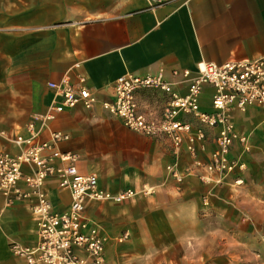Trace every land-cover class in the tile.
<instances>
[{
  "label": "crops",
  "instance_id": "0c3cea01",
  "mask_svg": "<svg viewBox=\"0 0 264 264\" xmlns=\"http://www.w3.org/2000/svg\"><path fill=\"white\" fill-rule=\"evenodd\" d=\"M56 1L0 0V151L17 153L14 137L27 136L34 122L40 140H49L51 132L66 135L55 147L75 153L78 171L96 176L100 189L134 190L120 203H86L88 225L105 239L107 264H159L155 257L161 253L165 264H223V257H240L239 244H246V264H264V206L257 203L256 189L261 161L245 153L242 189L232 175L211 188L191 173L178 183L166 166L183 170L191 164L186 141L176 151L168 139L133 131L101 106L111 100L121 74L161 73L183 93L182 70L194 72L201 60L264 59V0H90L88 17L64 24L57 22V13L48 14ZM63 77L86 86L95 101L90 107L79 102L41 126L37 116L58 98L47 83ZM135 96L149 115H158L165 102L160 91L139 90ZM210 98L211 88L204 85L203 109L210 110ZM231 119L249 150L251 127L264 129V111H234ZM197 145L199 158L206 160L210 138L204 147ZM241 148L235 141L232 152ZM44 188L54 210L69 208L70 193L55 179ZM205 193L208 205L202 202ZM229 229L237 234L227 235ZM239 231L246 238H239ZM124 233L127 238L117 242ZM12 239L34 245L36 219L26 201L8 203L0 194V264H22L9 249Z\"/></svg>",
  "mask_w": 264,
  "mask_h": 264
},
{
  "label": "built area",
  "instance_id": "2783aa9c",
  "mask_svg": "<svg viewBox=\"0 0 264 264\" xmlns=\"http://www.w3.org/2000/svg\"><path fill=\"white\" fill-rule=\"evenodd\" d=\"M154 1L162 4L170 0ZM173 74L178 72L173 71ZM181 75L187 82L183 93L175 90L173 83L161 73L121 74L113 82L111 100L102 101L101 106L133 131L168 139L176 151L186 141L191 164L183 170L174 164L166 166L176 182L180 183L191 173L207 188L221 185L231 175L234 183L240 184L245 168L243 155L248 146L245 136L235 130L231 116L234 111L246 112L252 107L264 111V59L224 63L201 60L194 72L184 69ZM204 85L211 88L210 110L200 105ZM47 86L58 98L37 116L41 126L79 102L90 107L95 101L86 86L74 84L66 77L59 82H48ZM139 90L160 91L165 95L158 115L140 110L135 96ZM193 123L196 124L194 129ZM28 130L27 136L14 137L19 148L17 153L0 151V194L8 203L26 201L37 224L35 244L12 239L9 242L11 253L20 258L22 264H107L105 239L96 228L88 225L86 203L90 199L120 203L132 197L134 190L100 189L96 176L78 171L75 153L55 147L58 140L66 138L65 134L51 132L49 140H40L34 122L28 124ZM208 138L213 147L204 160L198 156L197 144L204 147ZM235 141L242 145L238 154L232 152ZM54 161H58V166L53 165ZM48 179H55L59 187L69 191L71 201L67 210L60 212L52 208L44 188ZM202 202L208 204L206 193L202 195ZM127 236L124 233L116 241L121 243Z\"/></svg>",
  "mask_w": 264,
  "mask_h": 264
},
{
  "label": "rangeland",
  "instance_id": "374dc122",
  "mask_svg": "<svg viewBox=\"0 0 264 264\" xmlns=\"http://www.w3.org/2000/svg\"><path fill=\"white\" fill-rule=\"evenodd\" d=\"M49 13H52V14L57 13V16H58L57 22L59 19V23H63V24L68 23V22L77 21V20H82V19H84L90 15V0H61V1L57 0L55 2V5L53 4L51 6H48V14ZM233 126H234V124H233ZM234 128H235V126H234ZM251 128L253 131L251 132V134H249L250 148L248 150V153H249V155H252V157L256 161L262 162L261 171H260L259 177H258L259 183L256 184L257 185L256 189H257L258 196H259L257 203H258V205L264 206V129H263L262 133H260V127L259 126L256 125V126H252ZM245 138H246V136H245ZM258 143H260V145L263 146V151H260L258 149H254L251 151V147L254 148L255 144L258 145ZM245 153L243 156H245ZM246 171L247 170H246V163H245V168L242 170V173H241V177H242L243 181L240 184H236L237 187L241 188V187H244L246 185V177H247ZM237 190H238L237 191L238 195H240V193H241L240 189L238 188ZM239 198H237L238 205L239 206L244 205L245 200H243L242 198H240V199ZM241 199L244 201V202H242L243 204L241 203ZM242 218H244V217L242 216ZM228 232L229 233H227V235L230 234L231 232H234V231H231V229H229ZM239 232H240V233H238L239 238H242V237L246 238V235L242 234L241 231H239ZM234 233H236V232H234ZM237 249H238V253H239L240 257H223L224 258L223 264H246V257H245L246 256V244H243V245L239 244L237 246ZM180 250H183L182 246L180 247ZM166 257H167L166 253H161L160 256L155 257V259L160 261L159 264H165L166 263L165 262ZM153 260L154 259H152V261Z\"/></svg>",
  "mask_w": 264,
  "mask_h": 264
}]
</instances>
